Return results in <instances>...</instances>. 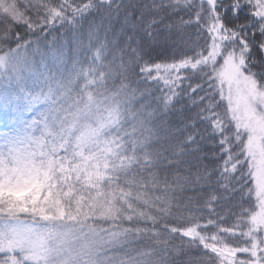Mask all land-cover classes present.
<instances>
[{
	"label": "snow or ice",
	"instance_id": "obj_1",
	"mask_svg": "<svg viewBox=\"0 0 264 264\" xmlns=\"http://www.w3.org/2000/svg\"><path fill=\"white\" fill-rule=\"evenodd\" d=\"M0 109V264H264V0H0Z\"/></svg>",
	"mask_w": 264,
	"mask_h": 264
},
{
	"label": "trees",
	"instance_id": "obj_2",
	"mask_svg": "<svg viewBox=\"0 0 264 264\" xmlns=\"http://www.w3.org/2000/svg\"><path fill=\"white\" fill-rule=\"evenodd\" d=\"M21 3H24V0H21ZM16 31H19L22 35H25L29 39H35V34L28 32L26 29L23 28V26H17ZM50 32L49 35H47V40L40 45V53L44 56V63L49 65L51 68L52 72H55L56 67L53 65V60H52V52L56 51V49H59L61 46H63V50L65 53V60L71 64L72 58L76 55H78V48L76 42L72 40V33L69 32L67 28H61L57 27L56 29H49ZM79 42H81L83 45L87 44L88 41V33L87 29L79 34L78 37ZM55 41L56 48H52V42ZM15 44L13 43V47ZM154 59L156 62H170L172 58V53L171 52H164L160 51L158 53L153 54ZM35 60L37 62V67L42 69V66L40 65V60H41V55H36ZM151 83V82H150ZM38 90V89H37ZM154 91V89H153ZM179 121V117L169 115L167 118L166 123H169L172 125L173 128L177 125ZM0 129L7 132L10 130V125L7 121V119L4 116V112L2 109H0ZM189 159H192L191 157ZM249 187L254 188V182L249 180L248 184L244 186L245 192H244V207L248 209L249 211L259 210V204L258 201L256 200L254 192L249 196L247 189ZM240 197H237L236 200L234 201V204L240 203ZM239 211V209H237ZM231 223V221H229Z\"/></svg>",
	"mask_w": 264,
	"mask_h": 264
},
{
	"label": "rangeland",
	"instance_id": "obj_3",
	"mask_svg": "<svg viewBox=\"0 0 264 264\" xmlns=\"http://www.w3.org/2000/svg\"><path fill=\"white\" fill-rule=\"evenodd\" d=\"M3 132H5V131H3V130L0 129V133H3ZM258 211H259V210H258Z\"/></svg>",
	"mask_w": 264,
	"mask_h": 264
}]
</instances>
